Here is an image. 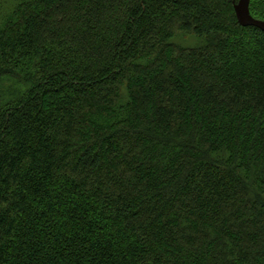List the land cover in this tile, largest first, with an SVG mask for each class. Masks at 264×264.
Returning a JSON list of instances; mask_svg holds the SVG:
<instances>
[{"label": "trees", "instance_id": "16d2710c", "mask_svg": "<svg viewBox=\"0 0 264 264\" xmlns=\"http://www.w3.org/2000/svg\"><path fill=\"white\" fill-rule=\"evenodd\" d=\"M202 1L0 16V264H264V32Z\"/></svg>", "mask_w": 264, "mask_h": 264}, {"label": "water", "instance_id": "95a60500", "mask_svg": "<svg viewBox=\"0 0 264 264\" xmlns=\"http://www.w3.org/2000/svg\"><path fill=\"white\" fill-rule=\"evenodd\" d=\"M251 0H240L235 6L238 23L244 27H254L264 32V21L255 19L250 12Z\"/></svg>", "mask_w": 264, "mask_h": 264}, {"label": "rangeland", "instance_id": "374dc122", "mask_svg": "<svg viewBox=\"0 0 264 264\" xmlns=\"http://www.w3.org/2000/svg\"><path fill=\"white\" fill-rule=\"evenodd\" d=\"M198 1H199V4L200 5L203 4V1L202 0H198ZM261 1L264 2V0H261ZM15 2H16V0H0V16L1 15H5V14H8L12 10L13 6L15 5ZM179 39H177L178 42L179 43H182V40H179ZM192 42H195V41L193 40ZM192 42H191V40L186 41V45L192 46V44H193ZM247 48L244 47V49H243L244 52H245V49H247Z\"/></svg>", "mask_w": 264, "mask_h": 264}]
</instances>
